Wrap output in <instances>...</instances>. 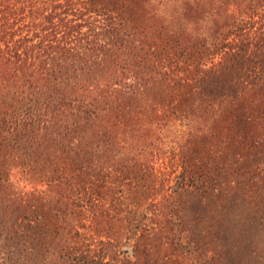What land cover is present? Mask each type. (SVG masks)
I'll use <instances>...</instances> for the list:
<instances>
[{
    "label": "trees",
    "instance_id": "trees-1",
    "mask_svg": "<svg viewBox=\"0 0 264 264\" xmlns=\"http://www.w3.org/2000/svg\"><path fill=\"white\" fill-rule=\"evenodd\" d=\"M257 180L264 0H0V181L20 264H216L180 194Z\"/></svg>",
    "mask_w": 264,
    "mask_h": 264
},
{
    "label": "rangeland",
    "instance_id": "rangeland-1",
    "mask_svg": "<svg viewBox=\"0 0 264 264\" xmlns=\"http://www.w3.org/2000/svg\"><path fill=\"white\" fill-rule=\"evenodd\" d=\"M13 179L17 183L19 177ZM20 180L21 189L29 191L25 180ZM1 185L0 181V264H7V259L20 264L24 253L19 250L18 237L22 230L15 226L9 209H5ZM180 202L203 261L214 258L216 264H264V181L257 180L247 192L234 193L227 189L221 195L187 189L180 194ZM58 211L54 206L48 217H54ZM52 223L47 227L50 239L56 227ZM28 256L31 260L26 264H37L35 255L28 253Z\"/></svg>",
    "mask_w": 264,
    "mask_h": 264
}]
</instances>
